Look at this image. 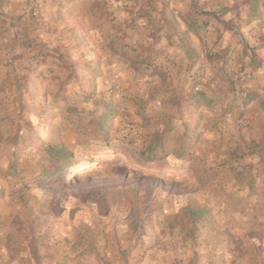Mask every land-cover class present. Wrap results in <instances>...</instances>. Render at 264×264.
<instances>
[{"label": "rangeland", "instance_id": "rangeland-1", "mask_svg": "<svg viewBox=\"0 0 264 264\" xmlns=\"http://www.w3.org/2000/svg\"><path fill=\"white\" fill-rule=\"evenodd\" d=\"M243 1L205 0L206 8L212 5L207 16L211 22H205V7L191 0L197 11L191 6L188 18L200 26L205 64L199 68L202 74H191L186 95L191 88L204 91L208 105L167 95V78H160L158 85L147 78L139 92L99 82L102 74L87 62L85 48L74 53L65 47L47 49L52 52L29 58L17 32L12 38L0 37V49L7 55L0 65V264H106L111 262L108 255L117 260L130 256L148 235L166 234L175 245L197 246L213 240V218L225 201L238 203L243 210L233 212L240 216L261 215L257 206L264 196L256 191L262 183L257 174L263 175L264 140L243 136L236 145L235 127H230L246 133L252 129L243 117L244 106L234 97L242 93L245 80L259 74L245 72V62L237 56L238 62L219 69L214 64L237 50L218 49L224 29L227 39L241 44V54L249 61L254 54L258 67L264 66L262 53L250 47L264 46V11ZM27 2L35 7L36 0ZM31 16L41 20L36 9ZM128 25L135 26L134 20ZM44 56L51 66L37 72ZM37 78L45 82L38 89L33 84ZM186 102L210 110H183ZM104 112H109L111 125L107 135L96 133ZM167 127L172 130L166 136L186 141L188 151L181 159L169 155L153 162L163 167H141L139 152L146 135ZM60 143L80 157L63 173L56 172L46 150L47 144ZM97 145L107 149L93 152ZM203 203H208L211 216L206 225L181 223L184 207ZM261 260L256 248L253 264Z\"/></svg>", "mask_w": 264, "mask_h": 264}, {"label": "crops", "instance_id": "crops-1", "mask_svg": "<svg viewBox=\"0 0 264 264\" xmlns=\"http://www.w3.org/2000/svg\"><path fill=\"white\" fill-rule=\"evenodd\" d=\"M197 1L205 7L202 11L205 18L202 20L211 22L207 16L211 15L212 5L206 8L205 0ZM190 3L191 0H36L33 7L27 0H0V10L5 12L0 18V37L12 38L13 33L17 32V41H25L24 49L25 45L28 48L23 52L29 58L36 52H52L47 49L65 47L70 49L69 53H74L79 47L85 48L87 62L96 64L102 74L99 82L119 84L127 92H139L147 78H150L151 84L157 85L160 78L161 81L167 78L171 82L167 95L187 97L191 74L201 73L199 68L205 64L202 60L203 45L197 34L200 26L198 23L193 25L188 18ZM35 9L41 15V20L32 18L31 11ZM257 10L264 11V0H261ZM11 20L18 24L11 26ZM131 20L135 23L133 27L128 25ZM78 31L85 32L84 36ZM221 33L218 49L229 46L237 50L216 61L217 69L232 61L238 62L235 59L237 56L241 58V63L245 62V72L259 74L257 78L241 84V87L257 93L255 100L243 107V117L248 119L252 129L246 133L244 128L241 131L236 125L230 126L235 127L232 128L233 139L236 145L243 136L249 141L263 142L264 74L260 72L264 66L251 68L248 56L241 54L243 49L238 40L227 39L228 33L224 29ZM250 47L262 53L264 63V46ZM3 58H7L6 51L0 49V65ZM48 58L44 56L45 61L37 66V72L51 66ZM221 72L223 69L220 68V75ZM208 73L206 71L204 77ZM35 74L37 76L38 73ZM33 84L38 89L45 82L37 78ZM182 109L197 113L210 110L199 103L189 102L183 104ZM262 172L263 175L257 174V178L262 177V183L261 189L256 192L264 196V168ZM207 204L201 206L208 209ZM218 208L221 210L213 218L216 227L213 240L208 239L197 246L186 242L187 246H182L175 245L173 237L166 234L156 237L148 235L143 245L138 244L133 248L130 256L117 260L113 255H108L111 262L106 264H253L256 248L261 255L260 264H264V199L262 205L257 206L262 208L257 218L233 212L236 208L243 210L233 201L221 202ZM227 213L230 215L226 216ZM211 244L214 246L211 247Z\"/></svg>", "mask_w": 264, "mask_h": 264}, {"label": "trees", "instance_id": "trees-1", "mask_svg": "<svg viewBox=\"0 0 264 264\" xmlns=\"http://www.w3.org/2000/svg\"><path fill=\"white\" fill-rule=\"evenodd\" d=\"M245 4L249 6V8H253L257 10V7L261 3V0H248L243 1ZM192 23V22H191ZM259 63L257 64V60L254 54L250 55L249 66L251 68H257ZM230 89L234 91V87H232V82H230ZM257 97V93L254 90H247L246 88L242 89V93L236 95L234 97V102H240L242 106L248 105L251 101L255 100ZM187 99L190 102H199L204 100L206 104H209L208 99H206L204 91H194L193 88L190 89L188 93ZM188 103V102H186ZM185 103V104H186ZM244 112V110H243ZM109 116V112H104L102 114V119L99 121V126L97 129L98 134L107 135L108 131L111 129V125L107 123V118ZM172 127L164 128L160 131H154L152 133H148L146 135L145 140H143V147L141 148L139 154L144 159V161H140V166L144 168L155 169L156 167H163L162 164L153 163L156 159H164L169 155L175 156L176 159L183 158L185 152L188 151L189 146L186 141L181 140L180 138L169 139L166 136L167 132H170ZM115 147L113 150H115ZM107 146L101 147L97 145L92 149L93 152H101L106 150ZM47 153L52 157L53 165H55V169L57 173H63L68 166H70L75 160L80 159L79 156H75L74 154L68 153L65 147L60 143L57 145H49L47 144ZM62 164V167L60 165ZM49 174H46L48 177ZM178 216V215H177ZM210 213L209 210L202 207L191 208L186 206L182 209V213L180 215L181 223L186 220V224H190L195 228L199 223L206 225L207 221H210Z\"/></svg>", "mask_w": 264, "mask_h": 264}, {"label": "built area", "instance_id": "built-area-1", "mask_svg": "<svg viewBox=\"0 0 264 264\" xmlns=\"http://www.w3.org/2000/svg\"><path fill=\"white\" fill-rule=\"evenodd\" d=\"M195 89L197 90L198 88L196 87Z\"/></svg>", "mask_w": 264, "mask_h": 264}]
</instances>
